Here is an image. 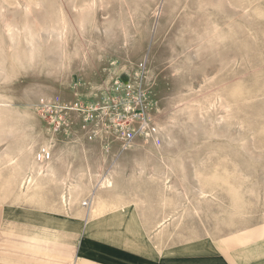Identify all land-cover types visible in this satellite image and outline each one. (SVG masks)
Here are the masks:
<instances>
[{
  "label": "rangeland",
  "instance_id": "rangeland-1",
  "mask_svg": "<svg viewBox=\"0 0 264 264\" xmlns=\"http://www.w3.org/2000/svg\"><path fill=\"white\" fill-rule=\"evenodd\" d=\"M33 1L0 0V175L7 182L25 176L30 171L22 157L31 151L38 160V151L49 147L60 178L43 181L36 203L17 204L26 210L42 206L59 218L77 214L80 202L70 203L67 195L65 204L62 192L71 183L85 200L126 149L119 153L117 140H87L82 115L70 107L94 102L117 78L140 77L156 102L151 113L162 150L145 153L136 148L153 144L135 140L127 148L135 151L133 164L122 176L166 179L161 203L167 223L152 238L168 248L221 239L264 221V0H209V9L203 0H165L160 13L161 0H102L88 3L83 28L72 8L83 0ZM62 17L72 30L62 39L50 36ZM214 21L224 31L230 27L225 40H211L219 33L212 30ZM10 27L15 29L9 33ZM45 101L69 108L63 114L70 127L48 121L49 112L40 108ZM12 154L19 165L9 161ZM214 171H225L235 190L209 192L203 179ZM6 188V203L12 204L15 190L27 191V183ZM252 232L245 241L254 238ZM13 233L7 229L0 242L8 264L14 255L32 257L28 243L15 249ZM255 235H264V227Z\"/></svg>",
  "mask_w": 264,
  "mask_h": 264
},
{
  "label": "crops",
  "instance_id": "crops-1",
  "mask_svg": "<svg viewBox=\"0 0 264 264\" xmlns=\"http://www.w3.org/2000/svg\"><path fill=\"white\" fill-rule=\"evenodd\" d=\"M136 149H145V153L152 154L162 150L155 145ZM134 152L126 149L114 163L117 169L112 174L114 187H107L101 192L103 200L109 203L108 207L101 218L88 224L85 235L37 224L35 208L29 209V218L24 221L23 211L27 210L22 204L16 203L22 200V190H15L14 205L6 203L7 183L20 185L21 175L11 178L9 182L5 175H0V242L5 243L9 229L14 232L15 249H22L23 243H28L29 248L25 251L32 254V257L26 259L14 255L10 257L14 258V262L9 264H264V235H255L256 231L264 227L263 220L221 239L197 238L177 246H161L156 238H152L151 233L163 230L159 223L166 216V206L161 201L166 200L167 182L160 177H136L131 174L130 177H123L127 173L123 171L133 164L130 158ZM112 164L113 162L111 166ZM97 183L98 181L95 184ZM104 194L115 201L110 198L112 203ZM24 228L30 230L27 231L29 234H22ZM250 232L254 234V238L245 241ZM66 235L71 237L72 243L63 242ZM236 236L239 240H234ZM159 248L165 252L160 253ZM7 261L8 257L0 253V264H8Z\"/></svg>",
  "mask_w": 264,
  "mask_h": 264
},
{
  "label": "built area",
  "instance_id": "built-area-1",
  "mask_svg": "<svg viewBox=\"0 0 264 264\" xmlns=\"http://www.w3.org/2000/svg\"><path fill=\"white\" fill-rule=\"evenodd\" d=\"M155 103L142 78L127 81L117 78L101 91L94 102L86 106L77 102L75 109H70L82 115L80 128L87 140H117L121 142L120 153L139 138L155 146L161 145V132L151 113ZM40 108L49 112V122L55 124L56 121L59 128L70 127L72 120L63 114L69 109L66 105L45 101ZM51 157L49 147H42L37 153V159L42 162L49 161ZM83 205L88 207L89 199L84 200Z\"/></svg>",
  "mask_w": 264,
  "mask_h": 264
},
{
  "label": "bare ground",
  "instance_id": "bare-ground-1",
  "mask_svg": "<svg viewBox=\"0 0 264 264\" xmlns=\"http://www.w3.org/2000/svg\"><path fill=\"white\" fill-rule=\"evenodd\" d=\"M33 1V0H32ZM98 1H102V0H83L81 3H74L73 4V10L78 14L79 16V19L77 21V23L79 24V28L80 27H84V17H85V14H86V7H88V3L91 7H93V5H96V3ZM34 2V1H33ZM164 5H165V0H161L160 1V6L158 7L160 9L159 13L162 12V10L164 9ZM211 5L210 1L209 0H203L202 1V6H205L206 8L209 9V6ZM30 6V5H29ZM28 9V7H27ZM72 10V11H73ZM74 12V13H75ZM216 20V19H215ZM59 25H57L55 28H53L52 30H50L49 34L50 36L52 37H55V38H61L62 39V36L65 35L66 33H69L71 30H72V26H71V22H70V19L69 18H66V17H62L60 22L58 21ZM9 24V23H8ZM27 25V24H26ZM36 25V24H35ZM78 26V25H77ZM17 27V26H16ZM29 28V27H28ZM27 28V29H28ZM15 28L13 27H10L8 29L9 33L12 32V30H14ZM20 30V29H19ZM212 30L215 31V32H219L218 34H216L212 39H217V40H225L226 38V35L225 33L230 31V27H228L227 30L224 31V29H221V25H220V22H217V21H214L213 22V27H212ZM15 32V31H14ZM21 35V34H20ZM36 36H33V38L31 40H34ZM18 39V38H17ZM69 40V39H68ZM67 40V42H68ZM65 42V41H64ZM31 45H33V41L30 42ZM62 43V42H61ZM68 45V44H67ZM64 46V45H62ZM5 47V45H4ZM67 47V46H66ZM66 49V48H65ZM31 50V49H30ZM42 53V52H41ZM2 54V53H1ZM4 55V54H3ZM39 55V54H38ZM7 56V55H6ZM3 57V56H2ZM8 58V57H7ZM7 58H4L5 60ZM9 59V58H8ZM7 64V63H6ZM5 66V64H4ZM5 68V67H4ZM3 101V100H2ZM2 101L0 103H2ZM7 105V104H6ZM1 106V104H0ZM5 106V105H3ZM11 111V110H10ZM12 112V111H11ZM2 117V116H1ZM4 118V117H3ZM10 118V117H9ZM2 120V119H1ZM3 125V124H2ZM5 125V124H4ZM6 126V125H5ZM7 127V126H6ZM5 127V128H6ZM13 127V126H12ZM3 128V127H2ZM10 128V127H9ZM11 129V128H10ZM18 129V128H17ZM14 130V129H13ZM16 130V129H15ZM1 132V131H0ZM12 132V130H11ZM17 132V130H16ZM4 133V132H3ZM1 134V133H0ZM31 144V143H30ZM10 148V147H9ZM11 149V148H10ZM13 149V148H12ZM10 152V151H9ZM12 152V151H11ZM15 152V151H14ZM17 152V151H16ZM23 153V152H22ZM27 153V152H26ZM30 156H28V158L26 159H23L22 157V160L24 161V163L27 165V169L30 171V173H26L25 176L22 177H19V175L17 174L15 177H19L20 178V181H21V187L22 185L25 186V184L27 183V191H22V195L20 194V196H22V199H25V201L27 200H30V201H34L36 200L37 198V193L38 191L40 190L41 188V184L43 185V181L46 179H51V178H58L60 173H59V170L58 168L56 167L55 163L52 161V160H49L50 162L47 163L46 165L43 164V162L39 161V160H36L35 159V156L34 154L31 155V151L28 152ZM27 153V154H28ZM8 154V152H7ZM11 154V153H9ZM3 156V155H2ZM12 157H10L9 161L11 163H15V164H18V161H19V157L17 155H14L13 154L11 155ZM26 156V157H27ZM9 157V156H8ZM25 157V155H24ZM2 158V157H1ZM3 159V158H2ZM21 159V158H20ZM4 160V159H3ZM26 160V161H25ZM21 162V161H20ZM10 163V164H11ZM9 164V165H10ZM19 165V164H18ZM118 165V164H117ZM116 165V166H117ZM8 166V165H7ZM12 167V166H11ZM19 167V166H18ZM16 167V169L18 168ZM114 168V169H113ZM118 168V166H117ZM15 169V170H16ZM20 169V168H19ZM22 170V169H21ZM114 170L117 171V169L113 166L107 173H105L99 180H98V183L96 185H94L90 191V197H86V199H89V206L86 208L84 205H83V199L82 200H79V196H76L75 193L72 191V188H74V186L70 183L69 186H71L72 188L69 189V192L67 191H63L62 192V199H63V202L65 204H67V195H69V202H80V205L78 207V212L77 214H74V217L72 219H70V217L66 216V217H63V218H59L57 217L54 213L55 212H52L54 210H49V209H46L45 207H42V206H38V208L34 209L36 211V221H37V224H40L44 227H51V228H56V229H66V230H71V231H77L79 232L80 234H86L85 231L87 230V226L89 223H91L93 220H96L98 218H101L104 213H105V209L108 207V204L107 202H105L103 199V195H101V192L103 189L105 188H111V187H114V184H113V173H114ZM17 171V170H16ZM15 172V171H14ZM24 172V171H23ZM19 173V172H18ZM15 174V173H14ZM118 174V173H117ZM64 176V175H63ZM62 176V179H63V184H66L68 185L65 181H66V178H63ZM22 178V180H21ZM60 178V177H59ZM68 178V177H67ZM202 178V177H201ZM16 180V179H15ZM61 180V179H60ZM62 182V181H61ZM203 182H204V186H206L207 188L209 187L208 191L209 192H213L215 191V189L217 190V188H221L222 190H226L228 193H231V191L235 190V186L232 185V182L230 180V178L228 177L227 173L225 171H223L222 174H219L217 171H214L212 174L211 173H207L205 176H204V179H203ZM116 187V185H115ZM24 188V187H23ZM76 188V186H75ZM121 189V188H120ZM22 190V189H21ZM99 190V191H98ZM20 192V191H19ZM202 192L204 193L205 191L202 190ZM106 193V192H105ZM108 193V192H107ZM106 193V194H107ZM104 194V195H106ZM110 194V193H109ZM18 195V194H17ZM111 195H113L111 193ZM123 195V194H122ZM107 197H109L108 195H106ZM105 196V197H106ZM118 196V195H117ZM4 197V196H3ZM8 198V197H7ZM111 197H109L110 199ZM235 198V197H234ZM108 199V200H109ZM112 199V198H111ZM109 200L113 203V201L115 200ZM1 200V199H0ZM14 202H12L13 204ZM17 203V202H16ZM36 203V202H35ZM116 203V202H115ZM121 203V202H120ZM119 203V204H120ZM125 203V202H124ZM8 204V203H7ZM117 204V203H116ZM136 204V203H135ZM111 205V203H110ZM115 205V204H114ZM124 204H122L123 206ZM234 205V204H233ZM24 206V205H23ZM34 206V205H33ZM120 206V205H119ZM121 207V206H120ZM128 207V206H127ZM126 207V208H127ZM41 210H40V209ZM110 208H113L110 206ZM116 208V206H115ZM235 208V207H234ZM109 209V208H108ZM117 209V208H116ZM31 213V210H27L26 211H23V219L25 221V219H28L29 218V214ZM20 221V220H19ZM159 223V222H158ZM167 223V221L165 219H162L161 222L159 223V227L162 228L163 226H165ZM165 224V225H164ZM157 226V225H156ZM164 228V227H163ZM162 228V229H163ZM149 230V229H148ZM150 231V230H149ZM148 231V232H149ZM158 231V230H157ZM164 231V230H163ZM146 235H149L146 234ZM150 239V238H149ZM159 252H165L163 250H160L159 249ZM168 252V251H167ZM166 252V253H167ZM159 253V254H160ZM213 257V256H212ZM217 258V257H216ZM174 260V259H173ZM163 264V263H162Z\"/></svg>",
  "mask_w": 264,
  "mask_h": 264
}]
</instances>
